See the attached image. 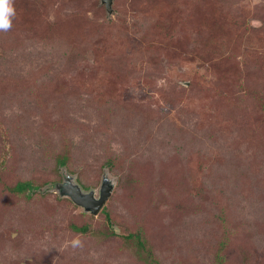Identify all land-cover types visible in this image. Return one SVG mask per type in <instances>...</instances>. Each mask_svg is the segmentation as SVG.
<instances>
[{
	"label": "rangeland",
	"instance_id": "1",
	"mask_svg": "<svg viewBox=\"0 0 264 264\" xmlns=\"http://www.w3.org/2000/svg\"><path fill=\"white\" fill-rule=\"evenodd\" d=\"M13 6L0 264H264V0ZM67 175L113 183L96 216L58 195Z\"/></svg>",
	"mask_w": 264,
	"mask_h": 264
},
{
	"label": "water",
	"instance_id": "2",
	"mask_svg": "<svg viewBox=\"0 0 264 264\" xmlns=\"http://www.w3.org/2000/svg\"><path fill=\"white\" fill-rule=\"evenodd\" d=\"M113 0H101L108 15L112 13ZM56 192L62 198H68L70 201L81 208L85 213L96 216L102 209L113 191V183L107 176L102 178L98 196L92 190L84 191L74 182V179L67 175L64 180L55 186Z\"/></svg>",
	"mask_w": 264,
	"mask_h": 264
},
{
	"label": "trees",
	"instance_id": "3",
	"mask_svg": "<svg viewBox=\"0 0 264 264\" xmlns=\"http://www.w3.org/2000/svg\"><path fill=\"white\" fill-rule=\"evenodd\" d=\"M67 162V157H61L57 160V165L58 166H64L65 163ZM59 184V183H58ZM42 188L41 185H35L34 183L28 181V182H17L13 187L10 188V191L14 194H25L27 198H31V196L39 191ZM86 189V188H84ZM106 220L109 222V218L106 217ZM73 230L81 233H85L87 231V228L82 227V228H77V227H72ZM126 240H130L133 245L137 247V252H140L142 254H150L146 251V246L147 242L142 240L141 237L137 234H129L126 238ZM151 264V263H149Z\"/></svg>",
	"mask_w": 264,
	"mask_h": 264
},
{
	"label": "clouds",
	"instance_id": "4",
	"mask_svg": "<svg viewBox=\"0 0 264 264\" xmlns=\"http://www.w3.org/2000/svg\"><path fill=\"white\" fill-rule=\"evenodd\" d=\"M16 15L13 0H0V31H8Z\"/></svg>",
	"mask_w": 264,
	"mask_h": 264
}]
</instances>
